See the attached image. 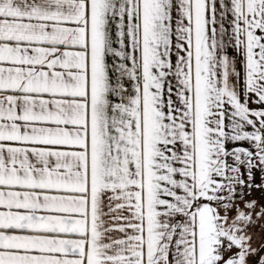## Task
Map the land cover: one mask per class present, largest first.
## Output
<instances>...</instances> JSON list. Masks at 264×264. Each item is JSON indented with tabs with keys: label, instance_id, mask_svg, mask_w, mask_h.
Here are the masks:
<instances>
[{
	"label": "snow or ice",
	"instance_id": "snow-or-ice-1",
	"mask_svg": "<svg viewBox=\"0 0 264 264\" xmlns=\"http://www.w3.org/2000/svg\"><path fill=\"white\" fill-rule=\"evenodd\" d=\"M0 264H264V0H0Z\"/></svg>",
	"mask_w": 264,
	"mask_h": 264
}]
</instances>
